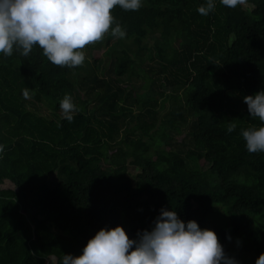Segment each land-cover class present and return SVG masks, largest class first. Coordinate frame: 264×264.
<instances>
[{"label":"trees","instance_id":"1","mask_svg":"<svg viewBox=\"0 0 264 264\" xmlns=\"http://www.w3.org/2000/svg\"><path fill=\"white\" fill-rule=\"evenodd\" d=\"M206 4L116 5L126 35L110 27L80 66L0 53V264H61L105 228L137 239L161 209L215 231L238 264L264 253V152L241 135L261 126L243 98L264 90V0Z\"/></svg>","mask_w":264,"mask_h":264},{"label":"clouds","instance_id":"2","mask_svg":"<svg viewBox=\"0 0 264 264\" xmlns=\"http://www.w3.org/2000/svg\"><path fill=\"white\" fill-rule=\"evenodd\" d=\"M243 0H220L236 8ZM116 5L138 10L142 0H0V53L13 51L28 56L34 46L54 65L69 68L84 63L81 49L100 41L111 27L114 37L126 33L115 22L111 11ZM214 0H207L197 11L208 15ZM114 25V26H113ZM25 98L28 90L23 92ZM252 117L261 121L259 128L241 132L248 152H264V90L245 96ZM65 118L71 122L76 105L65 95L60 102ZM233 127L228 128L232 132ZM230 239V237H229ZM61 264H238L225 254L213 230L201 229L196 221H182L174 210L161 209L154 227L130 239L122 226L101 229L83 248L82 255H63ZM255 264H264V253Z\"/></svg>","mask_w":264,"mask_h":264},{"label":"rangeland","instance_id":"3","mask_svg":"<svg viewBox=\"0 0 264 264\" xmlns=\"http://www.w3.org/2000/svg\"><path fill=\"white\" fill-rule=\"evenodd\" d=\"M109 33V32H108ZM108 33H105L104 34V38L101 40V41H97V42H93V43H91V44H89V46H87V47H85L84 48V50H83V53H84V55H85V57H87L88 59H90V60H92L91 58H90V52H92V51H95V50H98V51H96L100 56H102L103 55V53H104V51L105 50H107L108 49V47L105 45V40H106V36H109V34ZM115 38V37H114ZM95 44H99V48L100 49H96V47L94 46ZM92 45V46H91ZM149 58V57H148ZM148 63H153L152 62V60L151 59H148ZM139 84H141L142 83V81L140 82H138ZM138 84V85H139ZM137 107L136 106H134V108L133 109H136ZM168 110V103H167V105H166V107L164 108V110ZM61 114H63V112L61 111L60 112ZM74 113H75V111H74ZM162 113V112H161ZM180 138L179 139H181L182 137H183V133L179 136ZM132 172H134V173H138L139 172V170H134V171H132ZM55 262H56V260L54 259V258H51V259H49V261H48V263L47 264H55Z\"/></svg>","mask_w":264,"mask_h":264}]
</instances>
